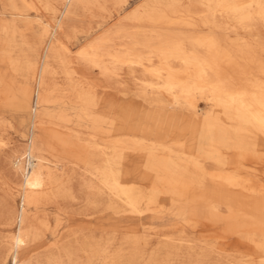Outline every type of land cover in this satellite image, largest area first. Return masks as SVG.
I'll return each mask as SVG.
<instances>
[{
  "label": "bare ground",
  "instance_id": "6f19581e",
  "mask_svg": "<svg viewBox=\"0 0 264 264\" xmlns=\"http://www.w3.org/2000/svg\"><path fill=\"white\" fill-rule=\"evenodd\" d=\"M263 25L264 0H0V108L34 109L22 149L0 115V264H264Z\"/></svg>",
  "mask_w": 264,
  "mask_h": 264
},
{
  "label": "rangeland",
  "instance_id": "374dc122",
  "mask_svg": "<svg viewBox=\"0 0 264 264\" xmlns=\"http://www.w3.org/2000/svg\"><path fill=\"white\" fill-rule=\"evenodd\" d=\"M30 17L32 19H26L24 20V23H21L22 25H20L21 29L23 31H27L28 33V36L31 37V39H35L37 34L39 33V26L38 24L35 22V16L39 15L37 14L36 12H31L30 14ZM42 19L45 21V20H49L50 19V14L49 13H43V16H42ZM10 26V31L12 32L13 29H14V24H13V18L11 16H9V18L6 20ZM29 21H31V25L29 24ZM30 26H29V25ZM27 25V26H26ZM25 26V27H24ZM34 26V27H33ZM227 26H230L228 27L229 29L227 30V32L229 33V30H230V33H229V36L231 37L230 41H234L236 39H240V38H249L250 36L248 35V33L246 31H244L242 28H235L232 26L231 28V25L228 24ZM34 28V29H33ZM234 28V29H233ZM260 29L258 31H260L259 33V40L257 43H261L264 44V25L259 27ZM38 29V30H37ZM242 29V31H241ZM37 30V31H36ZM37 32V33H36ZM232 32L234 34H232ZM237 32V33H236ZM239 34V35H237ZM260 41V42H259ZM84 44V41L82 40L81 42L78 43L77 46H75V50H77L79 48V46L83 45ZM19 45L22 46L20 40H19ZM263 56H264V52H263ZM7 67H9L7 65ZM9 69V68H7ZM98 73H94L93 75V78L98 80L99 81V91H100V94H101V97H105L108 101V104L109 102L114 99V97H116L115 95H117V93H119V86L117 84H114V83H111L112 87H108L109 89L105 90V86L108 85V83H106L105 81L103 82V79H101L102 77L100 76ZM9 79L13 80V81H16V79H14V77H10V74H9ZM60 82L62 85H66L68 84V82L65 80V79H60ZM110 84V83H109ZM135 92V91H133ZM56 96V95H55ZM119 99H121L123 96L121 95H118ZM31 97H32V100L34 98V87H32L31 89ZM136 100L137 98L134 97ZM32 105H33V101H32ZM199 107L203 110V111H206L208 106L205 104L204 101H200V104H199ZM57 109V106H51L50 110H55ZM206 109V110H205ZM56 111V110H55ZM134 111L137 116L139 118H144L145 119V115H143L139 109H136V110H132ZM33 112H34V109L33 107H30L29 111L26 113V114H18L15 110L13 109H10V108H6V107H1L0 108V115L1 116H4L10 123L6 126H3L2 129H1V132H3V135L4 137L6 138L7 136V140L10 142V147H17L19 149H22L24 148V146L26 145L27 143V139L25 137H22L21 136V133L24 131L25 129V124L30 127V124H31V120L33 119ZM22 117L24 120H25V124L22 123L21 121V118ZM145 123L146 125L149 127V128H156V125L154 122L152 121H149L148 119H145ZM152 123V124H151ZM6 127V128H5ZM6 133H5V132ZM202 134H200L201 136ZM9 136V137H8ZM10 138V139H9ZM153 140H171L173 138V135L171 133H169L168 131H163L161 134L159 135H153L151 137ZM203 140V142L205 141V139H203V136L201 138ZM9 151V147L6 149ZM1 169L2 171L7 174L8 173V170L10 168V164L7 163V162H4L2 161L1 162ZM260 169V173L262 174L263 172V177H264V170H261V169H264V166H261ZM0 195H1V190H0ZM20 203H21V200L19 198V196H17V199L15 201V204L16 206H20ZM77 208V207H75ZM45 209L47 212H49L51 214V216L53 217L52 218V221L53 223H56L58 220H57V216L60 215V218L59 219H62V226H64V229H68V228H79V227H95L97 226L98 228H101L103 225H106V228H111V226L113 224L115 225H122V222L120 223H113L112 221H109L107 220V217H103V218H100V219H82V218H79L77 220H69L67 218H64L65 216L60 212L58 211L56 208L54 207H48V208H43ZM56 216V217H54ZM178 218H170L169 216L166 217L165 219H156V218H153V217H146L144 220H141V221H132L130 222L132 225H136L138 226L139 228H143L142 225L144 222L148 223L149 225H153V226H156L158 229H166L167 227L173 225V224H176L178 223ZM91 223V224H89ZM89 226H88V225ZM94 226H93V225ZM92 225V226H91ZM17 227L16 225H13L11 227H2L0 228V231L2 234H9V233H14L17 231ZM60 236V233H58V231H56L55 233H51L50 234V237L49 239L46 241V243H48L49 241H52V240H56L58 237ZM208 236V235H207ZM201 237H205V236H201ZM208 238V237H207ZM234 241V245H232V247L234 246H237L238 245V242L235 238L231 239ZM45 243V244H46ZM44 244V245H45ZM43 244H40L38 245L39 247H42L44 246ZM38 247V248H39Z\"/></svg>",
  "mask_w": 264,
  "mask_h": 264
},
{
  "label": "crops",
  "instance_id": "0c3cea01",
  "mask_svg": "<svg viewBox=\"0 0 264 264\" xmlns=\"http://www.w3.org/2000/svg\"><path fill=\"white\" fill-rule=\"evenodd\" d=\"M9 98H12V94L11 93H9Z\"/></svg>",
  "mask_w": 264,
  "mask_h": 264
}]
</instances>
